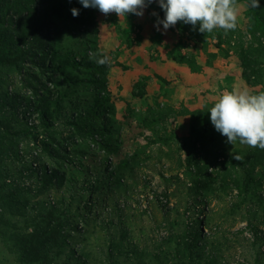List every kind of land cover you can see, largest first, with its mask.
I'll return each instance as SVG.
<instances>
[{
  "label": "rangeland",
  "instance_id": "obj_1",
  "mask_svg": "<svg viewBox=\"0 0 264 264\" xmlns=\"http://www.w3.org/2000/svg\"><path fill=\"white\" fill-rule=\"evenodd\" d=\"M246 3L216 47L208 32L197 44L154 27L155 2L118 17L77 0H0L11 48L0 39V264H21L48 222L47 264H264V149L227 142L208 118L224 93L264 92L237 57L264 44ZM217 60L231 70L209 88Z\"/></svg>",
  "mask_w": 264,
  "mask_h": 264
},
{
  "label": "clouds",
  "instance_id": "obj_2",
  "mask_svg": "<svg viewBox=\"0 0 264 264\" xmlns=\"http://www.w3.org/2000/svg\"><path fill=\"white\" fill-rule=\"evenodd\" d=\"M155 2L163 12L154 27L163 30L182 22L197 32H212L235 28L236 8L233 0H77L83 8H93L102 14L115 13L143 15V9ZM260 0H249L248 6L258 8ZM73 17L78 9L71 8ZM104 59L98 63H104ZM208 118L214 130L226 137L227 142L239 141L251 147L264 149V92L250 95L247 92L222 94L208 110Z\"/></svg>",
  "mask_w": 264,
  "mask_h": 264
},
{
  "label": "trees",
  "instance_id": "obj_3",
  "mask_svg": "<svg viewBox=\"0 0 264 264\" xmlns=\"http://www.w3.org/2000/svg\"><path fill=\"white\" fill-rule=\"evenodd\" d=\"M5 2V0H1ZM247 2L249 4V0H233L234 6L239 2ZM7 2V1H6ZM86 11V10H85ZM248 16L252 21V25H247V29H256L260 28L262 31L261 36L264 38V0H260V5L258 8H251L248 9ZM258 24V25H257ZM236 27V26H235ZM175 29L180 35H186L187 39L192 38L194 43L204 44L207 39L204 34L206 33H199L197 32L191 25L184 24L182 22H177L175 25ZM234 29L229 30L227 32L223 31L222 29H214L212 32H208V38L215 40V46L220 47L222 45H229L231 43L232 35H234ZM9 30L7 28H3L0 34L1 41L8 37ZM254 33V32H253ZM45 37L43 33L37 32L33 33V41H40ZM1 48L5 51H11V48L4 46L3 41ZM16 53L21 52L19 50H15ZM68 57V56H67ZM240 67L243 69V77L248 82L250 77H257L259 82H264V69H261L260 63H258V59L264 58V44H259V47L255 50L247 51L245 49H240L237 55ZM62 61L58 65L55 66V72H61L65 66L73 65V62L69 61ZM2 63H9L10 60L6 57L4 59H0ZM190 64V63H189ZM93 67L95 70L99 68L96 63L93 61H89L86 63ZM64 66V67H63ZM43 106H48V102L46 100L43 101ZM88 117H97L100 119L101 115H94L88 113ZM73 125H77V123H72ZM1 125V123H0ZM7 130V129H6ZM8 131V130H7ZM25 132V131H23ZM10 134V131H8ZM44 179L46 181H51L52 175L47 173L46 171L42 172ZM49 174V175H48ZM110 176V175H109ZM58 234V229L52 227L50 223H45L44 227H39L32 229L31 233L28 234L27 238L24 240L25 252L22 254V261L21 264H29L30 260L37 261L38 263H48V254H49V245L56 240V236Z\"/></svg>",
  "mask_w": 264,
  "mask_h": 264
},
{
  "label": "crops",
  "instance_id": "obj_4",
  "mask_svg": "<svg viewBox=\"0 0 264 264\" xmlns=\"http://www.w3.org/2000/svg\"><path fill=\"white\" fill-rule=\"evenodd\" d=\"M245 9L248 8V4L246 3L245 5ZM177 72L179 74H181V79H183V83L186 84L187 87H193L192 83L187 84L186 83V78H191V74L189 73V70L185 67V66H177L175 67ZM231 69L230 67H227V63L224 60H217L215 63H213L212 67L209 68V88H212L214 83H215V79L216 77H219L222 75H224L226 72H229ZM221 73V74H220ZM190 89V88H188Z\"/></svg>",
  "mask_w": 264,
  "mask_h": 264
}]
</instances>
